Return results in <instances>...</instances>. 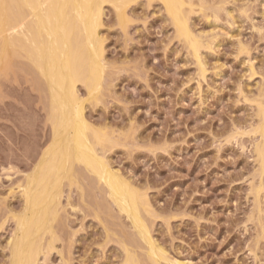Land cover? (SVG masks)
I'll list each match as a JSON object with an SVG mask.
<instances>
[{"label":"rangeland","instance_id":"rangeland-1","mask_svg":"<svg viewBox=\"0 0 264 264\" xmlns=\"http://www.w3.org/2000/svg\"><path fill=\"white\" fill-rule=\"evenodd\" d=\"M134 2L126 33L105 7L109 78L86 117L111 133L110 163L146 192L152 239L168 257L162 264H264V178L252 132L256 99H264V0H192L203 76L163 3ZM13 56L0 70V264L11 263L24 208L19 184L52 139L47 92ZM81 167L80 185H62L57 243L38 264H129L125 248L147 260L129 218Z\"/></svg>","mask_w":264,"mask_h":264},{"label":"bare ground","instance_id":"bare-ground-1","mask_svg":"<svg viewBox=\"0 0 264 264\" xmlns=\"http://www.w3.org/2000/svg\"><path fill=\"white\" fill-rule=\"evenodd\" d=\"M134 1L0 0V70L10 66L13 55L26 60L24 66L33 75L36 74L47 92L45 98L49 109L48 119L52 126L51 142L42 152L31 173L19 184L20 194L24 197V208L22 213L15 216L17 230L9 245L10 264H38L42 258L46 259L52 253L58 238L54 221H57L60 207H63L62 185L64 181L70 182L69 186L72 187L75 184L80 185L81 181L77 182L79 165L88 175H94L97 179L93 177L95 182L101 187L104 186L102 189L107 191L113 205L115 203L121 214H126V218L130 219L128 221H131V226L136 230L135 234L144 241V246L147 244V260H144L149 264H162L168 258L162 247L152 239L150 217L156 215L152 214L154 210L146 192L138 189L110 163L105 154L107 149L111 150L115 141L110 132L109 134L92 124L85 113L87 104L100 102V94H104L102 91L107 87L104 82L109 78L107 68L110 65L105 55V37L101 34L105 7L110 5L115 8L118 18L116 22L119 23L117 25L126 33V25L130 19L127 8ZM150 1L154 0H149L148 4ZM155 1L163 3L167 15L175 25L177 37L188 45L189 51L192 50L201 75H205L206 66L201 57L204 42L190 23L192 0ZM3 64L8 65L2 68ZM79 84L87 89L88 97L85 99H81L82 96L79 95ZM262 98L261 96L259 100L256 99L259 121L257 126L252 127V132L258 135L259 141L253 150L259 173L264 178ZM261 189L262 186H259L254 191L256 197ZM125 249L127 263H144L143 259L141 262V258H138L140 256L136 257L129 248Z\"/></svg>","mask_w":264,"mask_h":264}]
</instances>
